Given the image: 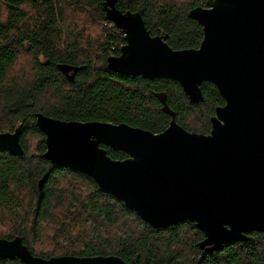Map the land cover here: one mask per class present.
I'll return each mask as SVG.
<instances>
[{"label": "trees", "instance_id": "obj_1", "mask_svg": "<svg viewBox=\"0 0 264 264\" xmlns=\"http://www.w3.org/2000/svg\"><path fill=\"white\" fill-rule=\"evenodd\" d=\"M104 0H0V133L21 124V157L0 153V239L19 237L36 257L117 256L125 264H264V234L205 254L203 234L188 221L155 229L101 191L89 177L45 160V137L35 115L64 121L126 124L152 133L170 117L156 94L165 93L186 131L210 132L224 105L216 87L201 85L192 104L169 79L147 80L109 71L123 35L105 19ZM204 0H117L121 11L140 13L151 35L167 36L173 50L196 49L202 28L188 18ZM61 66L77 67L64 74ZM110 158L126 155L103 147ZM44 179L42 189L38 184ZM0 264H23L18 259Z\"/></svg>", "mask_w": 264, "mask_h": 264}, {"label": "water", "instance_id": "obj_2", "mask_svg": "<svg viewBox=\"0 0 264 264\" xmlns=\"http://www.w3.org/2000/svg\"><path fill=\"white\" fill-rule=\"evenodd\" d=\"M188 18L202 28L196 49L173 50L167 36L151 35L138 12L104 0L105 19L123 35L109 71L125 77L177 82L188 101L203 102L201 85L213 84L224 100L210 119V132H188L175 120L165 93L156 94L168 127L160 133L106 122L64 121L35 115L44 135L43 158L81 173L99 191L155 229L188 221L203 234L209 254L264 234V0H204ZM79 68L61 66L67 74ZM21 124L0 133V153L23 155ZM126 155L114 160L105 148ZM44 179L38 184L42 189ZM0 259L23 264H125L117 256H34L19 237L0 239Z\"/></svg>", "mask_w": 264, "mask_h": 264}]
</instances>
